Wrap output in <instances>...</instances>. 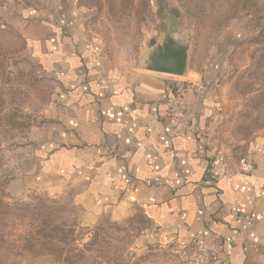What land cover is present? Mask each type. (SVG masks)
Wrapping results in <instances>:
<instances>
[{"label":"rangeland","instance_id":"1","mask_svg":"<svg viewBox=\"0 0 264 264\" xmlns=\"http://www.w3.org/2000/svg\"><path fill=\"white\" fill-rule=\"evenodd\" d=\"M174 28L190 42L188 77L201 83L195 114L206 97L217 150L229 163L248 159L264 144V0H0V264H180L172 247L146 243L139 210L86 222L78 183L55 174L63 154L37 138L69 92L24 35L80 34L125 68Z\"/></svg>","mask_w":264,"mask_h":264},{"label":"crops","instance_id":"2","mask_svg":"<svg viewBox=\"0 0 264 264\" xmlns=\"http://www.w3.org/2000/svg\"><path fill=\"white\" fill-rule=\"evenodd\" d=\"M24 35L29 52L69 92L64 107L38 127L48 133L38 131L37 138L49 155L63 154L55 174L78 183L75 197L87 223L136 209L149 224L146 243L175 252L196 242L209 249L211 264H264V144L255 143L240 162L224 155L225 165L216 160L206 97L182 136L170 122L180 84L171 75L108 62L80 34ZM188 76L189 70L181 78L190 83ZM200 84L190 83L192 103Z\"/></svg>","mask_w":264,"mask_h":264},{"label":"built area","instance_id":"3","mask_svg":"<svg viewBox=\"0 0 264 264\" xmlns=\"http://www.w3.org/2000/svg\"><path fill=\"white\" fill-rule=\"evenodd\" d=\"M190 88L189 85L181 86L177 84L173 89L170 101V122L182 136L190 133L192 120L195 115V107L187 96V91ZM216 160L223 162L225 165L227 164L225 156L220 151L217 154ZM211 174L212 169L209 168L206 177H210ZM175 253L178 256L180 264H211L209 249L196 242L177 246Z\"/></svg>","mask_w":264,"mask_h":264},{"label":"water","instance_id":"4","mask_svg":"<svg viewBox=\"0 0 264 264\" xmlns=\"http://www.w3.org/2000/svg\"><path fill=\"white\" fill-rule=\"evenodd\" d=\"M179 29L166 32L165 36L152 45L147 56L137 67L142 70L185 77L188 70L190 42L183 41Z\"/></svg>","mask_w":264,"mask_h":264},{"label":"trees","instance_id":"5","mask_svg":"<svg viewBox=\"0 0 264 264\" xmlns=\"http://www.w3.org/2000/svg\"><path fill=\"white\" fill-rule=\"evenodd\" d=\"M0 195H1V191H0ZM0 204H1V205H6V206H8V204H7L6 202L3 201V199L1 198V196H0Z\"/></svg>","mask_w":264,"mask_h":264}]
</instances>
